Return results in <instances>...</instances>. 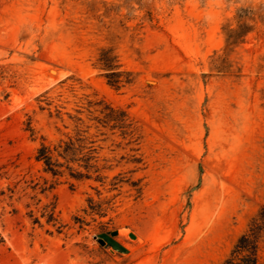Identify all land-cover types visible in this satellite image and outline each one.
<instances>
[{"label": "rangeland", "instance_id": "obj_1", "mask_svg": "<svg viewBox=\"0 0 264 264\" xmlns=\"http://www.w3.org/2000/svg\"><path fill=\"white\" fill-rule=\"evenodd\" d=\"M263 206L264 0H0V264H248Z\"/></svg>", "mask_w": 264, "mask_h": 264}, {"label": "trees", "instance_id": "obj_2", "mask_svg": "<svg viewBox=\"0 0 264 264\" xmlns=\"http://www.w3.org/2000/svg\"><path fill=\"white\" fill-rule=\"evenodd\" d=\"M99 60L101 66L107 70H112L115 66L114 57L110 56L109 51H103ZM106 76L108 82L117 87L123 81L119 72L109 71ZM84 140L81 135H75L60 139L53 145L41 143L36 150V160L42 162L44 171L54 176H62L67 170L72 178H89L90 172H98L99 167L93 148L87 149ZM261 231H264V206L253 218L249 233H244L240 238V244L236 246V250H244L252 255L248 264H256V233Z\"/></svg>", "mask_w": 264, "mask_h": 264}, {"label": "water", "instance_id": "obj_3", "mask_svg": "<svg viewBox=\"0 0 264 264\" xmlns=\"http://www.w3.org/2000/svg\"><path fill=\"white\" fill-rule=\"evenodd\" d=\"M118 234V230H112L109 233H100L97 235V240L99 241V243L101 244H109L111 245L114 249L124 252L126 251V248L124 246H122L118 241H116L114 239V237ZM129 238L134 239L136 236L133 232H129L128 234Z\"/></svg>", "mask_w": 264, "mask_h": 264}]
</instances>
